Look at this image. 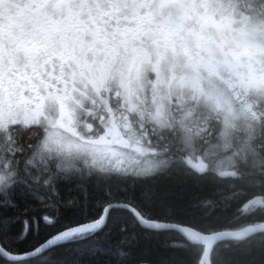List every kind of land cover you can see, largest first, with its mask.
I'll use <instances>...</instances> for the list:
<instances>
[{"label":"snow or ice","instance_id":"snow-or-ice-1","mask_svg":"<svg viewBox=\"0 0 264 264\" xmlns=\"http://www.w3.org/2000/svg\"><path fill=\"white\" fill-rule=\"evenodd\" d=\"M0 264H264V0H0Z\"/></svg>","mask_w":264,"mask_h":264}]
</instances>
